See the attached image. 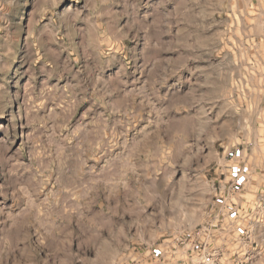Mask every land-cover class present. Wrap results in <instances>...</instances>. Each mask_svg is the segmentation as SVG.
<instances>
[{
  "label": "clouds",
  "instance_id": "1",
  "mask_svg": "<svg viewBox=\"0 0 264 264\" xmlns=\"http://www.w3.org/2000/svg\"><path fill=\"white\" fill-rule=\"evenodd\" d=\"M0 264H264V0H0Z\"/></svg>",
  "mask_w": 264,
  "mask_h": 264
}]
</instances>
